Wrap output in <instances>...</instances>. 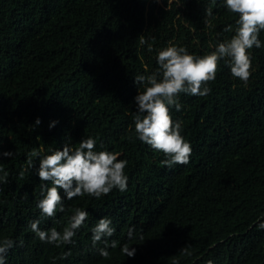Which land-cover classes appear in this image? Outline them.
I'll return each instance as SVG.
<instances>
[{"label":"trees","instance_id":"obj_1","mask_svg":"<svg viewBox=\"0 0 264 264\" xmlns=\"http://www.w3.org/2000/svg\"><path fill=\"white\" fill-rule=\"evenodd\" d=\"M237 18L221 0H0V151L15 153L0 157V239L16 241L6 264H264V47L252 49L247 83L221 62L209 94H180L174 119L192 145L188 163L162 165L164 153L129 127L133 78L158 67L157 51L172 41L208 53L233 35L223 29ZM51 120L59 123L50 129ZM83 135L127 159V189L74 197L64 212L42 216L39 156L30 154ZM76 207L89 216L72 244L57 247L30 228L40 219V228L61 230ZM102 216L116 226L108 257L91 240ZM133 225L137 252L126 257L120 247Z\"/></svg>","mask_w":264,"mask_h":264},{"label":"clouds","instance_id":"obj_2","mask_svg":"<svg viewBox=\"0 0 264 264\" xmlns=\"http://www.w3.org/2000/svg\"><path fill=\"white\" fill-rule=\"evenodd\" d=\"M227 12L237 14L235 25H225L224 32H233L230 38L220 40L213 50L203 55H195L184 46L169 41L167 46L156 54L158 67L148 75L138 74L133 78L137 94L133 97L135 111L132 113L135 136L154 150L164 153L160 163L168 168L177 164H186L193 151L191 142L182 134V121L174 119V111H180L183 105L180 94L205 96L211 92L209 81L216 79L218 65L226 63L233 77L247 83L252 75V49L264 47L260 39L264 30V0H221ZM208 16L213 15L206 9ZM140 43H145L140 36ZM151 48V46H149ZM141 88L143 90H141ZM42 123L37 117L34 126ZM58 120H51L49 128H55ZM96 138L83 135L78 143L71 139L63 147L53 149L49 154L40 155L35 149L30 155L39 156L35 174L41 181V199L37 202L42 216L54 217L65 211V200L84 194L97 199L109 194L114 189L121 192L128 187L129 176L125 172L126 158H118L121 153L104 148L97 150ZM14 151H0V157H12ZM29 166H34L32 159ZM50 182V183H46ZM89 216L87 209L76 207L72 210L69 222L61 230L56 227L42 229L40 219L30 222V228L40 240L62 244H72L77 230ZM257 227L264 229V217L258 218ZM116 232V226L110 216L100 217L91 228L93 246L103 242L99 248L102 257L109 256V248H115L118 241L109 240ZM135 226L128 229V241L120 251L126 257H134L137 249L130 241L134 238ZM142 239L143 236L141 235ZM16 241L10 237L0 239V264H6L8 252L15 247ZM182 252L191 254L186 245ZM63 253V257L70 255ZM206 264H215L209 259Z\"/></svg>","mask_w":264,"mask_h":264}]
</instances>
